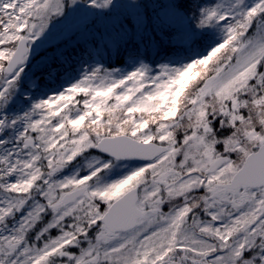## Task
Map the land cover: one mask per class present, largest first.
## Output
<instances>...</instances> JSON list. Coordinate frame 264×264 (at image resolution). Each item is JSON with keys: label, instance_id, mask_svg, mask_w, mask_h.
Instances as JSON below:
<instances>
[{"label": "snow or ice", "instance_id": "snow-or-ice-1", "mask_svg": "<svg viewBox=\"0 0 264 264\" xmlns=\"http://www.w3.org/2000/svg\"><path fill=\"white\" fill-rule=\"evenodd\" d=\"M0 264H264V0H0Z\"/></svg>", "mask_w": 264, "mask_h": 264}]
</instances>
